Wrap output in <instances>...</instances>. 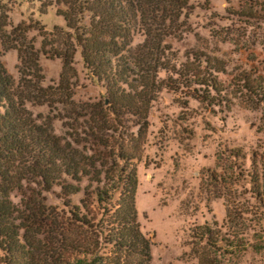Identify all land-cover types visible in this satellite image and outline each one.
<instances>
[{
  "label": "trees",
  "instance_id": "obj_1",
  "mask_svg": "<svg viewBox=\"0 0 264 264\" xmlns=\"http://www.w3.org/2000/svg\"><path fill=\"white\" fill-rule=\"evenodd\" d=\"M22 1L28 13L13 23L18 2L0 0V264H151L138 188L147 176L166 198L195 141L215 144L201 160L190 152L196 188L226 208L220 222L185 216L184 264L262 250L264 69L238 65V28L254 30L264 2ZM50 10L59 23L36 18ZM209 10L220 25L186 47ZM11 50L16 83L1 62ZM42 59L59 61L57 82L46 84ZM51 105L74 120L63 137L33 111ZM67 227L80 241L64 242Z\"/></svg>",
  "mask_w": 264,
  "mask_h": 264
},
{
  "label": "rangeland",
  "instance_id": "obj_2",
  "mask_svg": "<svg viewBox=\"0 0 264 264\" xmlns=\"http://www.w3.org/2000/svg\"><path fill=\"white\" fill-rule=\"evenodd\" d=\"M19 6L16 7L14 16L12 15L13 23L18 22V18L21 17V13H28V5L22 0H16ZM264 2V0H257ZM198 16H203L206 18L203 24L200 20L193 19L192 22L196 23L192 27L193 33L190 35L191 39L185 44L186 47L197 48V44L201 43L199 31L200 27H205L210 30L216 29L220 25L219 21L212 17V11L209 10ZM42 23L48 25L51 21L60 22V19L55 17L54 13L50 10L47 15L36 16ZM254 30L251 29H239L238 28V65L245 64L250 68H258L259 70L264 69V18H256L253 20ZM193 34H196L197 38L193 39ZM233 51V49H230ZM233 56L231 53H228ZM1 62L3 68L5 69L7 75L10 79L16 83L18 80V59L17 52L11 50L4 53L1 57ZM42 74L45 78L46 84L50 82H57L59 79V73L61 66L59 61H50L42 59L40 62ZM45 84V85H46ZM85 85V84H84ZM86 86V85H85ZM90 99L99 100L98 94L95 91H85L83 94ZM70 109V107H62L64 109ZM54 106L47 107H36L33 111L36 114L41 115L46 122L52 125L55 134L60 137L65 136V129L72 127L74 125V120H60L65 115L62 113L56 114L54 111ZM239 117H243L245 120L257 118V115L251 113L245 114L244 112H238ZM53 117H57L54 119ZM231 122H228V128H230ZM224 128V127H223ZM195 147L190 150V152H197L196 158L201 160L203 156H209V148L213 150L215 144H199V141H195ZM216 143V140H215ZM90 148L95 149L94 144H90ZM186 152L182 155L185 159L180 158L181 164L186 167V175H181L178 177V182L173 183V186L168 190L169 194L166 198L160 192V188L156 187V182L148 183L146 179L142 180L141 187L138 188L135 206L139 215V222L141 226L142 233L149 234L150 242V258L151 264H184L187 261V256L184 254L187 251V247L184 244L185 229L187 224H185V216L190 215L188 222H192L193 219H212L220 222L225 213V206H223L222 199H216L214 191L211 188H207L206 192H202L196 188V180L193 178H199L200 163L195 162L193 159V154ZM192 156L193 159L190 157ZM207 158L206 160H208ZM205 162L203 163V165ZM142 172V169H140ZM182 180H185V189H182ZM192 193V194H191ZM191 194L187 202L188 195ZM185 202H187L185 204ZM64 242L65 243H76L80 241L77 231L74 228L67 227L63 231ZM200 256L205 255L203 251L198 248L196 250ZM210 261L213 257L207 255ZM220 264H264V248L259 251L250 250L242 253L240 256H234L228 259H219Z\"/></svg>",
  "mask_w": 264,
  "mask_h": 264
}]
</instances>
